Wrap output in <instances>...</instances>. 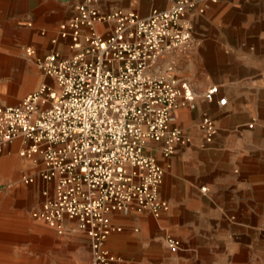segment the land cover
Wrapping results in <instances>:
<instances>
[{"label": "built area", "instance_id": "2783aa9c", "mask_svg": "<svg viewBox=\"0 0 264 264\" xmlns=\"http://www.w3.org/2000/svg\"><path fill=\"white\" fill-rule=\"evenodd\" d=\"M220 1L166 0L165 8L152 7L143 16L127 9L102 11L98 0H82L56 27L45 56L25 49L54 84L43 83L19 105L0 106V154L22 142L18 155L38 165L37 176L22 181L30 185L38 178L45 184L32 217L58 235L66 220L74 222L88 239L89 264L118 261L105 246L120 231L110 214L132 206L155 218L168 211L159 195L165 167L152 152L170 158L193 143L174 125L175 112L195 109L197 99L226 104L219 86L198 92L172 65H159L192 47L195 18ZM198 129L205 144L217 134L208 115ZM166 243L172 251L181 247L171 237Z\"/></svg>", "mask_w": 264, "mask_h": 264}, {"label": "crops", "instance_id": "0c3cea01", "mask_svg": "<svg viewBox=\"0 0 264 264\" xmlns=\"http://www.w3.org/2000/svg\"><path fill=\"white\" fill-rule=\"evenodd\" d=\"M122 1L99 0L97 5L109 11ZM221 1L212 6L213 15L226 17L234 10L241 17L226 24L228 37L236 38L235 53L228 59L232 69L217 78L187 72L191 78L184 79L198 92L219 86L226 104L220 107L197 99L195 109L181 107L175 112L174 125L193 143L170 158L152 152L165 167L159 195L169 209L159 218L133 206L110 214L111 224L120 229L105 243L118 259L115 264H264V0ZM81 2L0 0V106L19 105L43 83L51 84L40 70H34L25 49L35 50L38 58L45 56L56 27L71 18ZM148 6L165 8L167 3L151 0L141 14H147ZM120 7L135 10L137 4L127 0ZM169 56L160 62L161 68ZM203 115L212 118L217 128L209 144L198 129ZM21 147L20 140L14 141L4 157L17 155ZM37 167L31 164L27 170L36 176ZM43 187L37 180L32 190L39 204L44 200L38 195ZM10 223L12 227L2 225L0 243L8 246H0V254L3 248H11L18 230L26 233L30 226L29 222ZM64 233L83 238L89 252L88 239L74 222L65 221ZM169 237L180 242L178 250L168 248Z\"/></svg>", "mask_w": 264, "mask_h": 264}, {"label": "rangeland", "instance_id": "374dc122", "mask_svg": "<svg viewBox=\"0 0 264 264\" xmlns=\"http://www.w3.org/2000/svg\"><path fill=\"white\" fill-rule=\"evenodd\" d=\"M126 1L118 2L117 8L114 9H124L120 6ZM134 1L137 4L135 11L141 14V9L150 4L151 0ZM151 8L148 6L147 14ZM215 13L211 6L204 15L195 18L193 26L195 40L192 47L172 53L167 59L164 66L172 65L174 72L181 74L182 79L191 78L187 72L217 78L231 71L228 59L235 53L236 38L233 34L228 37L230 31L227 30L226 24L238 22L241 17L234 10L226 17H216L213 15ZM34 70L37 71V68L34 67ZM49 83L54 84L52 80H49ZM16 159L18 161L14 163ZM31 164L34 163L18 154L7 158L4 157V152L0 154V233L4 223H6L4 226L11 227L13 224L10 222L13 220L16 223H30L26 233L18 230L11 248L2 249L0 264H89V252L83 238L67 233L58 235L46 224L32 217V212L40 206V202L32 194L39 179L30 185L22 181L24 176L31 175L27 170ZM37 170L38 167L35 169L36 173ZM43 189L39 190V196H42ZM0 246L8 245L0 243Z\"/></svg>", "mask_w": 264, "mask_h": 264}]
</instances>
